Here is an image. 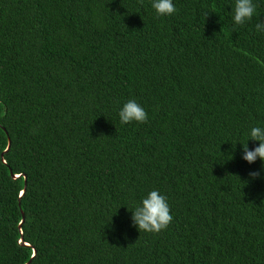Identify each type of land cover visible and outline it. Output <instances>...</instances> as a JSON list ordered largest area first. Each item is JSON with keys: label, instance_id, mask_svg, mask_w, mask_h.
Wrapping results in <instances>:
<instances>
[{"label": "trees", "instance_id": "1", "mask_svg": "<svg viewBox=\"0 0 264 264\" xmlns=\"http://www.w3.org/2000/svg\"><path fill=\"white\" fill-rule=\"evenodd\" d=\"M152 2L0 0V264H264V0Z\"/></svg>", "mask_w": 264, "mask_h": 264}, {"label": "clouds", "instance_id": "2", "mask_svg": "<svg viewBox=\"0 0 264 264\" xmlns=\"http://www.w3.org/2000/svg\"><path fill=\"white\" fill-rule=\"evenodd\" d=\"M152 8L158 16H170L176 12L173 0H153ZM257 5L253 0H235L233 8V20L236 25H243L251 21L256 12ZM258 32L264 31V21H258L255 25ZM121 124H128L133 121L146 123L148 115L146 111L134 99H129L119 111ZM248 140L258 141L259 146L249 149L248 140L242 145L243 159L249 164L254 163L258 158L264 162V127L254 126L248 133ZM264 171V163L262 169ZM253 179L260 177V172L249 173ZM132 212V222L138 227L139 232L159 233L165 230L172 221L170 207L164 195L158 190L150 191L137 205Z\"/></svg>", "mask_w": 264, "mask_h": 264}, {"label": "water", "instance_id": "3", "mask_svg": "<svg viewBox=\"0 0 264 264\" xmlns=\"http://www.w3.org/2000/svg\"><path fill=\"white\" fill-rule=\"evenodd\" d=\"M14 177H16V176H14ZM22 216H23V214H22Z\"/></svg>", "mask_w": 264, "mask_h": 264}]
</instances>
